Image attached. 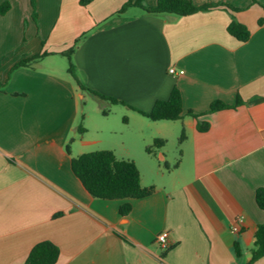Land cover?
Segmentation results:
<instances>
[{"label": "crops", "instance_id": "crops-1", "mask_svg": "<svg viewBox=\"0 0 264 264\" xmlns=\"http://www.w3.org/2000/svg\"><path fill=\"white\" fill-rule=\"evenodd\" d=\"M4 1L10 9L0 15V264H24L43 241L58 248L55 264H247L256 227L264 224L254 199L264 188V0H188L214 7L187 16L136 6L121 11L138 0H35L36 19L29 0ZM232 19L248 29L247 41L227 33ZM78 38L74 75L86 89L125 104L110 107L126 120L118 133L107 115L93 131L81 116L86 94L98 112L109 103L81 91L67 72L62 53ZM174 87L183 114L198 119L151 121L138 113L167 100ZM214 102L226 108L208 112ZM198 122L207 130L199 131ZM155 139L164 144L146 153ZM172 139L178 154L169 156ZM101 150L133 161L141 186L153 192L91 197L71 159ZM124 204L130 211L122 216ZM163 231L167 249L155 242Z\"/></svg>", "mask_w": 264, "mask_h": 264}, {"label": "trees", "instance_id": "trees-1", "mask_svg": "<svg viewBox=\"0 0 264 264\" xmlns=\"http://www.w3.org/2000/svg\"><path fill=\"white\" fill-rule=\"evenodd\" d=\"M32 9V18L36 19V2L35 0H29ZM92 0H79V5L86 6ZM127 6H136L143 9L148 14H170L176 16H187L197 12L208 11L214 6L203 5L196 6L188 0H157L154 7H146L142 0L136 1L134 4L130 2L126 3L122 9ZM10 9L8 1H4L0 4V15H5ZM261 24V21H259ZM227 33L235 38L237 41L245 42L249 38L248 29L232 19L227 26ZM84 37V36H83ZM82 39V38H81ZM80 38L75 41L73 47L63 52L62 55L66 57L68 61L67 72L83 92H87L93 97L108 102L110 105H125L120 100L114 98L104 97L97 92L86 89L83 87L73 72V63L71 61V55L75 46L81 40ZM47 54L32 56L21 60L14 69L21 67H30L31 64L44 58ZM3 84L0 83V89ZM226 105L221 102H214L210 105L208 112H215L225 109ZM106 111H102L103 115H106ZM138 113L151 121H175L181 119L184 115L198 119V115H194L191 111H187L183 114L181 105V96L176 87L171 91V94L167 100L156 101L149 112L138 111ZM123 121H126L123 118ZM207 123L198 122V130H207ZM78 133H83L82 126H78ZM183 136L180 137V140ZM164 142L160 139H155L151 146L145 149L146 153L153 154V149L160 148ZM66 151L69 153V146H66ZM71 170L73 174L79 179L83 188L89 193V195L96 199L102 200H117V199H138L150 195L154 188H143L140 184L139 171L131 160H119L115 157L113 152L107 150L94 151L81 154L71 159ZM254 199L257 207L264 210V188H258L255 191ZM130 211V205L124 204L120 207L119 213L125 216ZM236 256H240L238 248L235 246ZM250 260L247 264H253L256 260L264 257V224L258 225L254 233V242L250 250ZM59 256L58 248L48 241L37 243L30 250L24 264H55Z\"/></svg>", "mask_w": 264, "mask_h": 264}, {"label": "rangeland", "instance_id": "rangeland-1", "mask_svg": "<svg viewBox=\"0 0 264 264\" xmlns=\"http://www.w3.org/2000/svg\"><path fill=\"white\" fill-rule=\"evenodd\" d=\"M10 4V3H9ZM79 39V38H78ZM57 61V60H56ZM55 61V62H56ZM64 62V65H67L66 59H60V62ZM57 65V64H56ZM98 105V102L95 101V99H92L89 95H84V99L82 100L81 105V116L87 115L89 123H86L87 127H89L92 131L94 127L97 125V118H100V115L102 114V111H106V115L108 116L107 122L112 127L113 131L115 133H118V131H121L122 128V115L119 113V109H111L110 107L112 105L109 104V106L104 107L100 112L96 111V107ZM83 127L84 125L81 124ZM95 134L98 135V133L95 131ZM92 136V135H91ZM107 136V135H105ZM119 136H116L118 138ZM167 154L169 156H174L178 154V143L175 140H171L166 145ZM163 165V163H161Z\"/></svg>", "mask_w": 264, "mask_h": 264}, {"label": "built area", "instance_id": "built-area-1", "mask_svg": "<svg viewBox=\"0 0 264 264\" xmlns=\"http://www.w3.org/2000/svg\"><path fill=\"white\" fill-rule=\"evenodd\" d=\"M169 74L182 75V71H175L173 68L168 70ZM232 230H235L234 228ZM155 242L162 249H167L169 247L168 233L166 231L160 232L155 238Z\"/></svg>", "mask_w": 264, "mask_h": 264}]
</instances>
